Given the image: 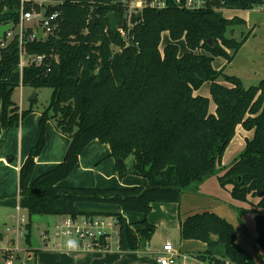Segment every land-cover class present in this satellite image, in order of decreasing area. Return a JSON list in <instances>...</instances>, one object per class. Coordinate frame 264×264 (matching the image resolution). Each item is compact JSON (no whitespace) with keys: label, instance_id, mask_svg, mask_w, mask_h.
Segmentation results:
<instances>
[{"label":"trees","instance_id":"obj_1","mask_svg":"<svg viewBox=\"0 0 264 264\" xmlns=\"http://www.w3.org/2000/svg\"><path fill=\"white\" fill-rule=\"evenodd\" d=\"M61 1L55 35L25 43L27 55L43 56L41 63L29 62L21 71L18 36L0 45L4 129L19 127L34 110L31 106L20 112L13 100L18 86L52 89L49 104L39 110L40 137L20 170L19 203L30 219L27 242L34 215H96L79 212L77 203L119 205L125 212L147 216L155 202H179L185 191L218 172L242 125L254 130V137L247 139L243 152L218 180L222 187L232 185L235 200L259 199L254 204L256 243L264 251V79L245 87L236 75L213 66L216 57L232 62L251 35L244 34L242 40L230 37L233 27L245 21L223 17L214 7L250 10L262 0H226L223 5L213 0L197 11L180 9L174 0H167L169 7L145 8L139 19L132 15L130 24L120 0ZM19 8L20 0H0V23L17 25ZM110 13L122 21L125 35L111 30ZM96 17L100 22H95ZM164 33L170 42L162 46ZM180 41L185 42L184 52ZM205 82H210V97L195 93ZM211 101L217 108L214 113ZM49 121L70 143L63 160L33 180ZM96 139L109 145L120 178L134 174L147 178L148 184L117 189L61 186ZM129 156L133 157L130 168L125 164ZM142 224L144 228L136 231L127 224L122 247L147 246L155 227L146 219ZM181 224L182 239L207 244L197 253L203 263L257 264L239 243L234 225L219 214L197 212ZM30 252L29 264H36L38 253Z\"/></svg>","mask_w":264,"mask_h":264},{"label":"crops","instance_id":"obj_2","mask_svg":"<svg viewBox=\"0 0 264 264\" xmlns=\"http://www.w3.org/2000/svg\"><path fill=\"white\" fill-rule=\"evenodd\" d=\"M164 35L165 33L163 34V36ZM166 35H168V33H166ZM169 40L170 39L168 36L166 44L170 42ZM186 50L187 49H185V51ZM230 63H228L227 60L223 57H216V59H214L213 61V66L217 70H221L224 68L226 73L227 67ZM262 79H264V76L258 77L257 80H255L256 84L254 85H257ZM220 81L224 84H227L222 79H220ZM205 83L210 84V82ZM242 83L244 85L243 81ZM18 87H21V90L19 91L20 93L23 89L26 88L24 86ZM245 87L249 86L245 85ZM200 90L201 88L195 93L199 94ZM214 108L215 109H210L212 113H214L217 109L216 105H214ZM2 118L3 109L2 104L0 102V212L2 208L10 207L14 209L15 204L19 199L20 170L27 156L29 155V153H31V148L36 144L38 138L40 137L39 129L41 113L40 111H37V113L29 114L26 120H24V122H22L19 127H13L10 129L3 128ZM254 134V130H245L242 125H239L237 127L236 135L231 141V143L236 142L237 144L235 148H238V150L236 152L242 150L240 152L242 153L246 147L247 139H252L254 137ZM49 135L51 136V138L54 137L55 143L52 147H50V145L47 146L48 153H50L47 155V157L37 159L35 170L33 173V180L41 176L42 174L52 170L57 164H59L63 160L66 154L68 138L66 139V137H64L62 133L57 130H53L52 127L49 130ZM90 144L87 146V148L90 146ZM87 148L84 150L82 155H80L79 165L73 171V174L71 176L76 174L77 171H84L86 175H81V180L67 184V187H101L117 189L140 185L146 186L148 184V181L144 177L136 176L134 174H129L124 178H120L118 177V173L113 172V174H106L102 171L100 172L94 169V166H90L88 164L92 161L93 163H97L100 158L103 159V157L100 154L94 152L91 155H87ZM227 149L224 155L226 154ZM223 159L221 160L222 162L218 166L217 173L206 178L196 188H192L191 190L185 191L179 202H155L152 204V210L147 216L143 213H127L123 211V209L119 205L102 203L99 204L90 202L77 203L76 208L81 213L118 214L122 216L123 221L126 222V224H132V226H136L137 228H144L142 221L146 219L150 224L154 225L155 232L157 231L158 234V236H155V241H153L154 245L151 246L152 249L148 248L150 244L149 242L147 244V248L145 247L138 250H130V248L122 247V249L113 248L109 251L105 250L104 252H89L83 253L81 255L78 253H69L66 251L64 252L59 250H53L50 248H36L32 245L31 238L30 242L27 245V248L29 249H26L27 251H37L38 254H36V264H160L157 260V254L161 251L163 245L166 242H172L175 247L181 252V254L188 253L192 255H197V253L203 252L207 249V244L201 241L198 242V240L187 241L182 239L181 223L189 215L197 212L213 211L216 213V211L208 210L207 208L208 205H211L210 200H212L216 196V199L223 198V196H225L227 199L229 198V196L232 198V185L222 187L219 183L218 177L223 175L226 169L230 167L234 161L231 164H227L223 161ZM93 163L91 165H93ZM232 199L229 200L230 204H233V202L231 201ZM251 200V197H249L248 202H245L243 204L246 206L242 207L245 209L246 207L248 208V205H251L254 211V204H256L259 199L256 198L255 201ZM217 211L219 212H217V214L224 217L223 215H225V213L220 210ZM184 242H193L191 243L192 246H194V244L202 245L203 247L206 246V249L198 248L197 250L192 249L190 251H186L182 248ZM256 246L257 245L255 244L254 247L257 248ZM28 258H30V254L28 255Z\"/></svg>","mask_w":264,"mask_h":264},{"label":"rangeland","instance_id":"obj_3","mask_svg":"<svg viewBox=\"0 0 264 264\" xmlns=\"http://www.w3.org/2000/svg\"><path fill=\"white\" fill-rule=\"evenodd\" d=\"M220 13L223 17H226V18L238 17L241 19L243 18L245 19V20L243 19L245 21L244 24H240L239 26L238 25L234 26L233 27L234 31H232L231 33H228L230 37H233L238 40H242L244 34L251 33V35L247 39V41L244 43V45L241 47L239 52L236 54L232 63L228 65L226 73L236 75L237 77L241 78V80L244 82V86L245 85L252 86L256 84L255 80H257L258 77L264 76V13L256 9L220 10ZM166 40H168V35H166L165 33V35L163 36V40H162V46L166 44ZM179 44L181 46L182 51L184 52L186 49L185 42L180 41ZM209 87H210V84L205 83L204 86L201 87L199 94L201 95L206 94L203 96L210 97ZM20 90H21V87L16 88V90L13 93V100L16 101L17 104H19L20 106L19 110L21 112L23 110L30 109V107L32 106L34 110L30 112L29 114L37 113V111L44 109V107L49 104V101L52 95L51 88L42 87V88L36 89L37 90V101L33 102L30 100V97L32 96L33 91H34L33 88L26 87L25 89L22 90L21 93L19 92ZM214 105H215L214 102L211 101V108L215 109ZM27 116L24 118V120H26ZM24 120L22 122H24ZM51 127L53 128V130L55 131L57 130L52 121H49L47 123L46 132H45L46 145L44 149L42 150V152L36 157V162L38 158L41 159V158L47 157V155L50 154L48 153L47 146L50 145V147H52L55 143L54 137L51 138V136L49 135V130ZM64 137H66V139L68 138V145H69L70 143L69 137L65 135ZM236 145H237L236 142H233L228 146L227 152L223 156L224 159L222 158L225 163L231 164L234 161V159L237 158L241 154L240 152L242 150L236 152L238 150V148H235ZM108 146L109 145L107 143H104L99 139H96L95 141H93L90 144V146L87 148L86 154L91 155L93 154V152L98 153L103 157V159L100 158V160L97 163L96 162L93 163L92 161L88 165L94 166V169L100 172L102 171L106 174H113V172L118 173L117 161L113 157H111L110 148ZM92 163L93 165H91ZM132 163H133V157L129 156L125 160V164L128 168H130ZM81 175H86V173L84 171L83 172L77 171L76 174H74L73 176L71 177L69 176L68 178L62 180L60 182V185L67 187V184L81 180L80 179L82 178ZM145 179L148 181L147 178ZM216 197H214L212 200L209 199L211 201V205H208L207 207L208 210H214L216 211V213L218 212L217 210H220L223 213H225V215L223 216L227 218L229 222H232V224L235 225L234 227L236 229L239 243H241L246 248V250H248V252L254 257L257 264H262L264 261V251L260 248V246L257 243H255L257 233L255 229V219H254L255 217H254V211L252 209V206L248 205V208L246 207L244 209L242 206H246V205H243L245 202L235 201L230 196L228 199L225 196H223V198H217V199ZM230 199H232L231 201L233 202V204L229 203ZM251 199L255 201L256 198H251ZM12 213H14V209L10 207L2 208L0 212L1 214L0 215V232L2 234H5V235L8 234L6 227L12 225L14 222V219L10 218V214ZM24 213L29 219L28 213L26 211H24ZM129 213H133V211ZM31 219L32 220H31V231H30L31 237L30 238H31L32 245L36 248H39V247L46 248L42 234L44 230L46 229L52 230V225L54 224L55 221L59 219V216L34 215L31 217ZM137 229L138 228L136 226H132V230L136 231ZM155 236H158L157 231L153 234V236L151 237L149 241L151 245L149 244V247L147 245L146 248L148 247L152 249L151 246L154 245L153 241H155ZM191 243L193 242H184L182 245V248L185 249L186 251H190L192 249L197 250L198 248L206 249V246L203 247L202 245H198V244H194V246H192ZM255 244L257 245L256 246L257 248L254 247ZM27 245H28V242L26 238L20 241L21 251H19V253L15 255L13 259V264H29V262H31L28 259L30 250L27 251V249H29L27 248ZM3 247H4V243H0V264H6L5 252L1 250V248ZM89 252L91 253V252H104V251L103 250H92ZM89 252H81L78 254L82 255L83 253H89ZM193 264H202V263L193 262Z\"/></svg>","mask_w":264,"mask_h":264},{"label":"built area","instance_id":"obj_4","mask_svg":"<svg viewBox=\"0 0 264 264\" xmlns=\"http://www.w3.org/2000/svg\"><path fill=\"white\" fill-rule=\"evenodd\" d=\"M126 6L127 19L130 22L132 15L138 14L145 8L155 10L165 9L168 6L167 0H120ZM213 0H174L180 9L197 11L208 7ZM222 5L226 0H220ZM61 0H20L19 20L14 28L6 33L0 45L5 46L10 40L18 36L20 47V69L29 62L41 63L43 56L34 55L26 58L25 43L36 40H43L50 35H55L60 28ZM58 6V10L54 7ZM218 11L228 10L226 8L214 7ZM52 9V11H50ZM253 9L264 13V0ZM43 30V37L38 38L39 30ZM122 35L125 31L121 25L117 27ZM22 86V85H21ZM21 112V111H20ZM14 219L12 225L7 226L8 234L0 232V243H4L1 248L5 252L6 264H13L15 255L21 251L20 241L27 238L29 223L28 217L21 208L19 199L17 200L14 213L10 215ZM126 222L121 220L117 214H96L94 216H59V219L52 225V230H44L42 236L46 248L66 251L69 253L89 252L92 250H111L113 248L122 249V237ZM160 264H193V262L203 263L197 255L182 253L172 242H166L161 251L157 254ZM227 264L229 262L227 261Z\"/></svg>","mask_w":264,"mask_h":264},{"label":"water","instance_id":"obj_5","mask_svg":"<svg viewBox=\"0 0 264 264\" xmlns=\"http://www.w3.org/2000/svg\"><path fill=\"white\" fill-rule=\"evenodd\" d=\"M241 1H244V0H241ZM58 6H55L54 7V10H58ZM141 16V12H139L138 14H137V18L139 19V17ZM107 19H108V21H109V24H110V27H111V30L114 32V33H116V31H117V27L119 26V25H121V23H122V21H120V19L116 16V14L115 13H110V14H108L107 15ZM95 22L96 23H98V22H100V19L98 18V17H96L95 18ZM14 28V23L13 22H11V23H4V24H2V23H0V40H3L4 38H5V36H6V33L8 32V31H10V30H12ZM41 37H43V30L42 29H40L39 30V32H38V38H41ZM213 40L210 38L209 40H208V43L212 46L213 45ZM28 57V55H26V58ZM30 100L31 101H36L37 100V90L36 89H34V91H33V94H32V96L30 97ZM118 162H120V163H123L124 161L122 160V159H120V160H118Z\"/></svg>","mask_w":264,"mask_h":264}]
</instances>
